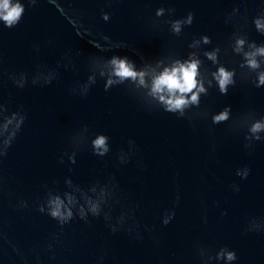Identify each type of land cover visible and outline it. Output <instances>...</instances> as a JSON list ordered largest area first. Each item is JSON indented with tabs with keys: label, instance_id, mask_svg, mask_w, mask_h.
Returning <instances> with one entry per match:
<instances>
[{
	"label": "water",
	"instance_id": "obj_1",
	"mask_svg": "<svg viewBox=\"0 0 264 264\" xmlns=\"http://www.w3.org/2000/svg\"><path fill=\"white\" fill-rule=\"evenodd\" d=\"M21 2L19 24L0 25V124L24 117L18 130L15 121L0 129V264H225L216 258L225 247L236 252L232 264H264V132L259 139L249 132L264 118V87L233 52L237 37L246 51L264 44L252 24L264 3ZM188 12L192 24L174 35L170 21ZM203 35L210 43L189 47ZM213 49L236 73L226 95L208 84L217 65L204 53ZM190 52L201 60L207 92L183 116L131 82L106 87L113 56L140 69ZM21 79L23 88L14 83ZM225 106L229 119L214 124ZM99 134L108 137L104 155L91 144ZM57 196L73 213L63 225L47 214Z\"/></svg>",
	"mask_w": 264,
	"mask_h": 264
},
{
	"label": "clouds",
	"instance_id": "obj_2",
	"mask_svg": "<svg viewBox=\"0 0 264 264\" xmlns=\"http://www.w3.org/2000/svg\"><path fill=\"white\" fill-rule=\"evenodd\" d=\"M38 0H28L30 6L35 5ZM264 3V0H261ZM236 12V9L233 10ZM25 13V4L21 0H0V25L4 28H14L21 21ZM157 16L164 14L163 8L156 9ZM102 18L107 19V15L104 14ZM193 22V13L188 12L186 16L174 19L170 21L169 27L174 35H179L185 25H191ZM252 24L255 29L264 34V14H257L252 19ZM200 43H210V38L207 35L201 36L199 41H194L189 47H196ZM246 41L242 37H237L234 41L233 52L242 55L241 67H246L249 70L256 73L254 85L257 88L264 87V70L261 69V62L264 61V44L257 45L254 42L248 43V50H245ZM116 47H122V45H116ZM219 49H213L204 53L205 57L216 64L215 71L210 73L211 80L208 81L211 86L212 81H215L216 87L221 95L228 93L230 85L235 84V70L225 67L218 62ZM108 73L111 77L106 82V87L113 84H122L125 82H131L138 85L141 88L146 89L147 95L154 99L161 105L163 110L168 113L179 114L183 116L185 109L191 106H198L201 94H206L207 89L204 86V79L201 74L200 66L201 60L194 53H188L184 59H175L170 64H163L162 61H157L155 67L151 65H145V67L137 69L134 62L127 57L113 56L108 62ZM19 88L24 87L23 79L20 82H15ZM231 112L230 106H225L219 112H216L212 116V122L214 124L224 122L229 119ZM15 121V128L18 130L23 122L24 117L21 116L16 119V114H11L10 117H5L3 124H0V129L7 130L9 125H12ZM249 132L259 139V133L264 132V118L255 120L249 126ZM108 137L99 134L92 141L93 152L96 155H104L109 151ZM5 148L10 146V141L5 140ZM6 155V151H0V157ZM249 174V170L244 168L243 172L239 169L236 175L241 179H246ZM179 199V197H177ZM72 203V198L68 197V204ZM88 210L93 214H97L98 205L94 202H88ZM21 207H27L26 202ZM40 212H44L43 207H39ZM81 218L84 217V208L79 209ZM50 218L57 220L61 225L67 223L72 218V211L65 204V202L58 196L51 198L48 202V212ZM223 214V213H222ZM171 215L164 218L161 222L163 225H167L172 217ZM112 231H116L112 228ZM218 260H224L225 264H232L237 260V255L234 250L228 248H221L217 254Z\"/></svg>",
	"mask_w": 264,
	"mask_h": 264
}]
</instances>
